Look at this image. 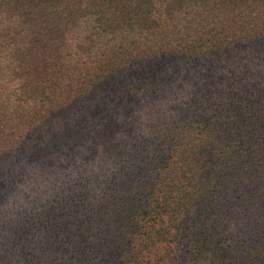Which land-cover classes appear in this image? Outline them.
<instances>
[{
	"label": "trees",
	"instance_id": "obj_1",
	"mask_svg": "<svg viewBox=\"0 0 264 264\" xmlns=\"http://www.w3.org/2000/svg\"><path fill=\"white\" fill-rule=\"evenodd\" d=\"M0 264H264V0H0Z\"/></svg>",
	"mask_w": 264,
	"mask_h": 264
}]
</instances>
